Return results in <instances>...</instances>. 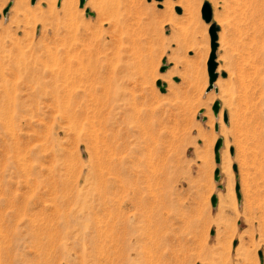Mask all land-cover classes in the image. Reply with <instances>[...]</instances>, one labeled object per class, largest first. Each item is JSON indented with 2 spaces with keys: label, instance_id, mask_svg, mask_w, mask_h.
Here are the masks:
<instances>
[{
  "label": "rangeland",
  "instance_id": "374dc122",
  "mask_svg": "<svg viewBox=\"0 0 264 264\" xmlns=\"http://www.w3.org/2000/svg\"><path fill=\"white\" fill-rule=\"evenodd\" d=\"M15 1L0 0V264H264V0Z\"/></svg>",
  "mask_w": 264,
  "mask_h": 264
},
{
  "label": "water",
  "instance_id": "95a60500",
  "mask_svg": "<svg viewBox=\"0 0 264 264\" xmlns=\"http://www.w3.org/2000/svg\"><path fill=\"white\" fill-rule=\"evenodd\" d=\"M37 0H31V5H35ZM157 2H161L162 0H156ZM85 4V0H79V7L80 9H82L84 7ZM11 5H8V7L6 9L3 10L2 15L5 17L7 12L9 11ZM176 13L180 14V11L178 9H176ZM86 14H88V12H86ZM201 20L209 26L208 29V35H209V39H210V54L206 63V68H207V76H208V88L206 90V92H210L213 89V84L216 82L217 78H218V74L216 73L217 70V64H216V51H217V33L219 31V29L212 24V10L211 7L209 6V4L204 3L202 8H201ZM166 62L165 60L162 61V67L159 69V73L163 74L167 71V67L165 66ZM222 78H225V74H221L220 75ZM174 82H177V79H174ZM156 87L159 89L160 93H165V84H163L161 81H157L156 82ZM213 114L215 117L218 116L219 111H220V104L219 102H215L211 108ZM223 122L224 124L227 123V115L224 114L223 115ZM215 131H218V126H215ZM223 145V141L221 139H218L215 146H214V162L216 165L220 164V156H219V151L221 149ZM230 154L231 156L233 155V151L230 150ZM233 171L236 172V167H233ZM214 181L218 182L219 181V170L216 169L214 171ZM235 194L237 197V200L240 201L241 197L239 194V185L236 183L235 185ZM211 206L213 208L216 207L217 204V198L216 196L211 197L210 200ZM211 235H213V233H211ZM261 257V255H260Z\"/></svg>",
  "mask_w": 264,
  "mask_h": 264
},
{
  "label": "bare ground",
  "instance_id": "6f19581e",
  "mask_svg": "<svg viewBox=\"0 0 264 264\" xmlns=\"http://www.w3.org/2000/svg\"><path fill=\"white\" fill-rule=\"evenodd\" d=\"M47 3H49V4H51L52 2H55V0H45ZM64 1H66V0H63V2ZM21 3H22V0H16L15 1V10H17V9H19L20 8V6H21ZM94 7H95V5H93ZM119 9H118V11H117V13H119ZM119 25H122V22L119 24ZM205 27L207 28V27H209L208 25H205ZM120 30H121V28H120ZM171 74H169L168 75V77L167 76H165V77H163V80H162V82H164V83H166L167 81V79L169 80V76H170ZM225 170V174L227 175V178H229V179H231L232 178V176H231V173H230V171H229V168L226 166V168L224 169ZM227 193H226V195L225 196H223L222 197V199H221V201L223 202V203H227V201H229V199H232V192H231V189H227V191H226Z\"/></svg>",
  "mask_w": 264,
  "mask_h": 264
}]
</instances>
